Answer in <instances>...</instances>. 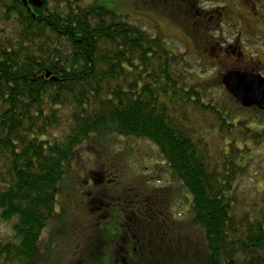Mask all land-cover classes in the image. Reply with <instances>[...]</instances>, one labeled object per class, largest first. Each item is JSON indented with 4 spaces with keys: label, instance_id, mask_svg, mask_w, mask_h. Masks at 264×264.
I'll return each mask as SVG.
<instances>
[{
    "label": "trees",
    "instance_id": "16d2710c",
    "mask_svg": "<svg viewBox=\"0 0 264 264\" xmlns=\"http://www.w3.org/2000/svg\"><path fill=\"white\" fill-rule=\"evenodd\" d=\"M41 1L35 8L0 0V219L13 229L0 240V264H36L49 224L84 214L72 188L79 152L115 136L158 150L200 233L202 246L185 254L177 239V250L151 249L153 240L123 230L134 210L95 197L93 208H105L97 217L120 221L122 243L147 249L142 264H264V206L244 209L239 190L249 172L242 157L250 141L262 144V132L234 113L251 109L228 92L223 105L212 103L205 88L189 84L184 57L100 0ZM107 241L95 239L90 251L103 256ZM108 252L109 264H126L118 246Z\"/></svg>",
    "mask_w": 264,
    "mask_h": 264
},
{
    "label": "rangeland",
    "instance_id": "374dc122",
    "mask_svg": "<svg viewBox=\"0 0 264 264\" xmlns=\"http://www.w3.org/2000/svg\"><path fill=\"white\" fill-rule=\"evenodd\" d=\"M82 1L84 5L94 2ZM100 2L116 14H127L131 23L162 39L178 56L184 57L191 68L189 84L197 89L205 88V93L216 105L224 102L222 99L227 91L221 78L226 72L240 69L264 77V0ZM240 52L244 55L241 59L237 58ZM234 117L249 120L262 132V144L254 146L250 141L251 151L242 157L249 172L240 181L239 190L244 209L253 208L254 202L264 206V112L256 108L238 110ZM92 143L79 152L77 165L81 167L79 175L75 176L76 184L72 186L77 194L78 208L85 212L70 213L61 226L56 222L49 224L42 236L36 264H100V261L109 264L112 260L108 251L116 246L120 263L135 264L136 258L138 264H142L138 257L143 254L145 258L147 249L132 250L131 240L122 243L120 221L113 217L107 221L97 217L105 208H93L97 204L95 197L121 207L128 205L134 210L135 220L123 230L125 234L136 232L143 243L153 240L149 245L151 249L165 245L164 248L177 250L176 239L184 254L189 248L202 246L200 233L190 227L187 219L190 208L186 192L174 181L172 171L162 165L163 160L154 146L141 139L122 136L95 139ZM119 210L114 212L115 216ZM59 229L64 230L60 235ZM12 235V223L0 219V240ZM102 236L109 239L103 256L96 255L101 251L99 247L95 253L89 249L92 242ZM187 239L193 243L187 245Z\"/></svg>",
    "mask_w": 264,
    "mask_h": 264
},
{
    "label": "water",
    "instance_id": "95a60500",
    "mask_svg": "<svg viewBox=\"0 0 264 264\" xmlns=\"http://www.w3.org/2000/svg\"><path fill=\"white\" fill-rule=\"evenodd\" d=\"M24 4L40 8L42 1L24 0ZM222 84L242 107L246 109L255 107L264 111V77L262 75L233 70L223 75Z\"/></svg>",
    "mask_w": 264,
    "mask_h": 264
},
{
    "label": "flooded vegetation",
    "instance_id": "af4514ba",
    "mask_svg": "<svg viewBox=\"0 0 264 264\" xmlns=\"http://www.w3.org/2000/svg\"><path fill=\"white\" fill-rule=\"evenodd\" d=\"M238 45H239V43H238ZM229 48H233V47H229ZM225 51H226V50H225ZM232 52L235 53V51H232ZM243 56H244V55H243L242 52H240V53L237 54V58H239V59H241ZM233 70H240V69H233Z\"/></svg>",
    "mask_w": 264,
    "mask_h": 264
}]
</instances>
